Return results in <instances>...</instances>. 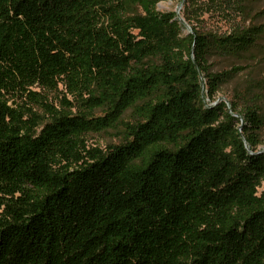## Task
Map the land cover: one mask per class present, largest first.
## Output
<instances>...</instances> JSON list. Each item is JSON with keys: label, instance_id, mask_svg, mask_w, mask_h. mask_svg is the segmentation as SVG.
<instances>
[{"label": "trees", "instance_id": "trees-1", "mask_svg": "<svg viewBox=\"0 0 264 264\" xmlns=\"http://www.w3.org/2000/svg\"><path fill=\"white\" fill-rule=\"evenodd\" d=\"M139 1L148 17L124 0H0V264H264L261 97L252 85L251 104L232 100L241 132L224 101L204 108L197 69L215 100L242 67L212 73L206 54L246 50L264 25L196 32L194 63L174 14ZM60 84L93 91L107 115L55 110L38 132V115L10 103ZM140 98L129 142L88 148Z\"/></svg>", "mask_w": 264, "mask_h": 264}, {"label": "rangeland", "instance_id": "rangeland-1", "mask_svg": "<svg viewBox=\"0 0 264 264\" xmlns=\"http://www.w3.org/2000/svg\"><path fill=\"white\" fill-rule=\"evenodd\" d=\"M132 6L131 10L140 16L148 17L150 14L146 6L139 0H124ZM148 0H144L146 4ZM264 0H159L157 1L153 14L161 17L165 14H174L171 21H177L179 24V37L188 38L193 36V44L190 57L196 63L195 40L196 32L204 35H215L217 37L226 36L239 30H248L252 27L264 25ZM127 14V13H126ZM137 36V40L145 37L140 34L139 29H132ZM150 60V59H149ZM154 65H158L161 60L158 57H152ZM208 71L219 73L223 71L231 72L234 66H240L221 84V89L216 94V99L212 100L208 92L207 73L198 69L199 80L202 87V97L204 108L215 106L224 101L230 113L240 118L238 125L241 132L245 118L241 113L236 112L232 107V100L239 104V108H244L251 104L252 96L249 93L250 86L254 85V91L261 97L260 112L264 113V32L258 35L254 44L234 53H224L217 51L207 53L205 56ZM150 62V61H149ZM151 63V64H152ZM233 71V70H232ZM40 102H34L29 98L16 97L10 103L13 106L26 105L36 113L40 119L38 132L43 129L46 123L55 120V110L65 111L72 115L85 116L87 119L104 117L107 115L108 107L102 105L87 104V99L94 96L93 91H84V93H73L64 84L57 88L32 87ZM95 92L100 89L93 86ZM137 94V93H136ZM149 94V93H148ZM140 97L139 95H137ZM154 94L152 95V98ZM257 97V96H256ZM147 98L137 100L135 104L124 109L121 115L112 125L102 129L99 132L90 131L84 136V142L88 148H96L102 151H109L117 145L126 144L131 138L128 134L131 127L143 120L135 109L143 106ZM254 103V102H253ZM55 114V115H54ZM59 115V113L57 114ZM257 153H264V127L259 131ZM258 194H264V182L258 188Z\"/></svg>", "mask_w": 264, "mask_h": 264}]
</instances>
